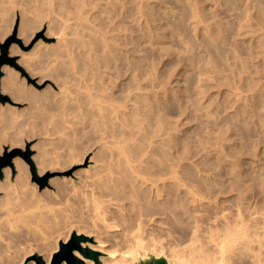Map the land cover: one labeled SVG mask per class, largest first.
<instances>
[{"label":"bare ground","instance_id":"1","mask_svg":"<svg viewBox=\"0 0 264 264\" xmlns=\"http://www.w3.org/2000/svg\"><path fill=\"white\" fill-rule=\"evenodd\" d=\"M42 1L44 2L45 0H41V2ZM47 1L48 0H46V2ZM65 1L68 2V0H65ZM65 1L61 0V2H63L62 4H65V3L67 4V2H65ZM144 1L145 0H136V4H135L136 9H135V8H132V6H130L131 2H129L127 0H75V1L73 0L74 3L75 2L77 3L76 8L74 9L75 11L71 8H70L71 9V11H70L68 7L67 8L65 7L69 3H71V2H69L67 5L65 4V6H61V8L65 7V9L64 8L62 10L60 9V14H59L60 16L57 15L59 17V19L51 14V13L54 14L53 11H55V10L48 9L49 7L47 8L48 10L45 11V13H44L43 9H41V7L43 5L40 4V2H39V4H37V6H39L38 7L39 9H37V7L35 6L36 8L34 10L35 15H36L35 16L36 24H34L35 23L34 22L33 23L34 26H30L32 23L28 19H27L28 20V22H27L24 17H22V18H24L25 20H23L20 17L21 19H20L19 25H18L19 37H23V35H25V36L28 35L27 30L30 27H33L34 29H35V27H36V29H39V28L41 29L45 26V28H46L45 38H48V39H50L52 37L55 38L56 43L60 47H62V50L59 54L60 59H57V61H56L57 64L55 66V67L60 69V71L62 72V75H61V72H59L60 74L56 73V70L54 69V71H55V73H54L53 68H51V67L48 68L50 70L52 69V71H53L51 74H48L51 76V77H49V79H51L53 77V75H52L53 73H54V75L55 74L60 75V76L55 75L57 77L52 78V81H55L56 87L58 85H60L58 87L60 89L62 83H64V82L60 83V81H62V79H59V78H63L65 80L71 79L72 81H70L71 82L70 87H72V82L75 83V81H76L75 84H78V82H79L78 78H80V80L82 79L83 81H85V82H83L81 80V82H80L81 84L86 83L85 85H88L87 87H84L86 89L88 87L92 86L91 83H89L90 80H97L98 84H99V86L98 85L97 86L99 87V92H100L99 94L100 95L97 96L98 93L96 92L97 93L96 96H93L94 98L99 97V103L97 105V110H96V108L94 109V106H90V105H88V103L85 104V103H83L84 101H82L81 105L82 104L88 105V106H90V109L84 105H82V106L84 108L86 107V109H84L80 105L79 106L81 107V109L79 107H75V106H74L75 108H73V106H72V105H74L73 103H72V105L70 103L71 106L70 105L67 106V104H69V103H67V104L65 103L66 107L69 110H70V108H72L75 110V112L71 113V110H70V112H69V110H68V112H67V110H58L57 111V109H56L57 107H58V109H60V107L58 106V105H60V103L57 100L55 102L53 100H51V98H53L56 95V93H53L50 90L51 88L49 87V85H48V87L46 86V88L42 91H37L35 89V86H39L42 84V82L44 81V77H46V76H42V77L34 76L35 74L33 73L32 70H34L35 68L30 67L32 69L31 70L28 69L29 65H28V62L27 63L25 62V60H23V61L26 64L24 62L22 63V61H20L21 63L20 62L17 63L19 65V67L21 68V71L23 70V76H20L21 79L19 78L20 79V80L18 79L19 81H15L16 80L15 77L17 75L16 72H14L16 74L15 75L10 68L9 69L7 68V66L2 67V72H5V76L2 77L1 81H0V84L3 87V89H5L8 93H10L12 96H14V98H16V99L17 98H23L27 102H29L31 105L37 106V108H36L37 110L36 109H35L36 111L34 110L35 112L28 111L30 114H32L34 119L29 118L28 120L27 119L26 120L28 122H30V124H32V122L35 120L34 123L35 122L38 123V124L35 123L36 125L40 124L39 127H42L45 130H46V128L49 127L48 130H50V129L52 130V131H50V132H52L50 137L55 138V136H56V139H49L51 142L46 141V142L50 143V145L55 144L58 146V144L61 143V141L63 142V143H61L62 145H64L65 141L67 143V147L65 146L66 144L62 147L59 144V146L61 148L64 147L63 149L58 148L57 146H56L57 149H53V147L51 146L53 149V150H51L52 152L49 150L44 151V152H38L37 154H35L32 157L31 160H32V162L36 168L37 176L41 177L44 174H46L47 172H54L56 169L63 170L64 168H69L70 166L81 165L83 163L85 164L88 154L91 153L92 156L91 157L89 156L90 158L88 157L89 161H87V162L89 163V165L87 166V168L79 169L73 175V176H75V178L78 179V181H80L81 186L78 185L79 187L76 185V183H74L75 181H73L72 178L66 179V178L62 177L59 179L58 178L57 179L56 178L55 179H49L48 184H49V187L51 186V190L49 188H46L44 191L38 192L37 191V185L29 182V178H28V175L26 173V168H25L24 164L21 162V160H19L18 158L12 159L14 172H13L12 168H10V167H6V168H3L1 170L3 179L0 180V193L2 194L0 197V264H23L25 262V259L28 256L33 255L35 249H37L36 250L37 253L42 256V258H43L42 261L45 262L46 264L49 263L50 259H52L51 258L52 254L57 250L58 238H59V235H58V237L56 235L57 239L53 236L54 232H52V229H53V231H54V229H57V228H58V230H60V226H63L65 224V227L68 228L67 229L68 234H66L67 236H65V237L63 236L64 239L62 242L64 243L69 239L70 233L75 228L74 227L75 224L71 223V221H70V220H73V222H74V220L76 221V219H74V218H78V220H77L78 223L75 222L77 224L76 225L77 227L75 228V233L77 235L83 234L85 236V239L81 240L78 243L77 247L72 251V255H73V257H75L76 259L81 261L82 264H144V263H148V262H152V261H163L165 264H226V263L227 264H246L245 263L246 257H248L250 259L249 264H256V263L258 264L259 261H262L259 259V257L261 254H263L262 252L260 253L261 248L264 249V246L262 245V244H264L263 243V241H264V239H263L264 238V207H262V206L260 207V204L259 205L257 204L258 201L255 202L256 195H254L255 198L249 203H248V201H246V203L243 202V201L247 200V198H245V200H244V197H245L244 194H246L248 191H250L248 189H247L248 191L246 193H245V191H242L244 193L241 194L240 193L241 191L238 188H236V189H238L239 193L238 194L236 193L234 198H233L234 195L231 197H228L229 195L224 196L225 194H228L227 186L226 187L224 186L225 181H221L222 178H220V177L222 176V174L220 176V174H218L216 171V170H218V172H219V170L221 169L220 166H218V167H220V169L215 166L216 163H214L213 161H216V160L213 159L212 162L214 164L212 163V165L209 163L212 167L211 168L209 166V164H207V163L212 159H210L208 157L210 160L208 159V162H207V161H205L206 158L201 157V156L206 155L207 153L199 156L201 153H199V151H197V153L194 151V147L197 148L196 145L193 144L194 145L193 151L190 152L191 150L189 151V149L186 148L187 147L186 145H188V144H186L185 145L186 147L184 148V150L187 149L186 151L190 152L191 154H193V152H194V154L195 153L197 155L199 154L198 155L199 157L197 155H195V156H197L196 159L195 158L192 159L193 157L191 158V154L188 153L190 156V157L189 156L188 157H189V159L191 158L192 161L188 159L190 163L184 164L182 157H184V160H186L185 157L187 158V155H185V153H187V152L184 150L182 152H180V150L178 149L180 146L178 148H176L178 145L177 143L181 142L179 139L181 136L180 137L176 136V134L179 135L177 132L179 130V128H177L178 126L176 127V125H175V122L178 121V120H176L177 117L175 119H174V117H175V115H177L179 113L180 110L179 111L177 110L178 112H176L174 116H173V113H174V111H176L175 110L176 109L175 102L181 103V101H178V102L176 101L174 86H169L170 84L168 85L169 79H167V77L168 78L171 77L173 74V71H174V70L170 71V69H169V66H171L170 62H169L170 64H168L169 66L166 65L167 67H165V69L168 68V70L170 72H172L171 76L167 75V77H165L168 80V82H166V83L169 87H171V91H172L171 92L172 95H171V98H169V100H168V104L167 105L165 104V106H164V103H165L164 100H160L163 103V107L162 106H160L162 108H160L159 106H158L159 108L155 107L156 105H154V103H155V100L156 101L158 100L159 97H157V96L160 94V92L157 91V92H159V94H156V96L154 97L151 95L152 91H151V93L149 91H147L149 85H150V89H151V87L156 89L157 86H161V88H163V91L161 90L160 87H159V89L164 94V92L166 90H164L163 86L166 87L167 85H165V84L163 85L164 80H160V78L165 79V78H162L163 76H165V74L159 73L160 72V67H159L160 65H158V64L160 62H158V64H155L157 62V60H156L155 63L153 62V64H149L145 61L146 60V57H145L146 56L145 55V51H146L145 40H146V38L145 37L146 36H145L144 32H147L149 29L146 31V30H144V27H143L144 14H145L144 13V3L146 4V2H144ZM50 2H51V0L49 1V3ZM53 2H54V0L52 1V3ZM56 2H57V0H56ZM216 2H218V1H216ZM58 3L59 2H57L56 4H58ZM45 4H47V3H45ZM158 4H159V2H158ZM161 4H162V2H161ZM59 5H61V3ZM69 5L72 7L71 4H69ZM151 5H152V3H151ZM156 5H157V2H156ZM12 6H14V5H12ZM54 6H55V4H54ZM201 6H200V8H201ZM73 7H75V5H73ZM86 7L91 8L90 9L91 12H92V10L94 11L95 9L96 10L98 9V11H95V12L96 13L100 12L101 14L103 13V15H105V16L102 17V15L99 13L100 15L97 16L99 21L97 18H95L96 21H94V22H97V21L98 22H97V24L93 22L94 26L96 24V27H94L96 29L90 31L91 28H93V26H91V25L88 26V25L93 20L91 19V17L89 18L90 14L85 12V14H89L88 15L89 19L87 18V21H86L88 23V25H86V26L91 27V28H88L89 30H86L84 28V26L82 25V27L84 28V29L82 28L83 31L80 28L81 30H75L74 32H71V31L69 32L70 27H69V25L66 24L67 20H69V18H70L68 16L73 15L76 18L77 17L79 18L81 16V14L84 13L83 11H85ZM147 7H149V6H147ZM154 7L156 8V6H154ZM169 7H171V6L169 5ZM56 9H57V7H56ZM165 9H166V7H165ZM165 9L163 7V10H165ZM214 9H215V7H214ZM132 10L136 11L137 16H138V21H139V24H138V22H136V24H137L136 26L139 25V28H138L139 33H138V36H137L135 42H134L135 38L133 37V40H132V37H131V34L133 32L131 33L130 31L132 29L129 31L130 28L126 24L127 20L130 18V14L132 15V13H131V12H133ZM174 10H176V9H174ZM174 10H173V12H174ZM2 11H3V9H2ZM72 11H74V12H72ZM219 11H220V9H219ZM250 11H252V9ZM250 11H249V13H250ZM0 12H1V10H0ZM168 12H169V10H168ZM58 13H56V14H58ZM1 14H3V13H1ZM93 14H95V13H93ZM82 15H84V14H82ZM91 15H92V13H91ZM230 15H231V13H230ZM232 15H234V14H232ZM249 16L247 15V17H249ZM253 16H251V17H253ZM165 17H166V15H165ZM231 17L233 18V16H231ZM245 17H244V19H245ZM80 18L83 19V16ZM212 18H214V17L212 16ZM4 19L6 20V18H3L2 20H4ZM79 19L77 20V22L79 21ZM93 19H94V16H93ZM244 19H242V20H244ZM88 20L89 21L91 20V21L88 22ZM253 20H249V21L253 22ZM197 21L198 22H196V23H199V24H196L198 27V25H201L202 21H201V23L199 22V20H197ZM217 21H219V20H217ZM254 21L256 22V20H254ZM212 22H214V21H212ZM243 22L244 21H242V23ZM257 22H259V21H257ZM29 23H30V25H29ZM79 23H80V21H79ZM1 24H2V22H1ZM4 24L7 26V24L5 22H4ZM81 24H82V21H81ZM81 24H78V26L81 27ZM210 24H212V23H210ZM248 24L249 23H247V25ZM205 25H206V23H205ZM240 25H241V23H240ZM259 25H260L261 29L259 28ZM259 25H257V27L260 29V31L263 30L261 27V24H259ZM150 26L151 25L149 24L147 28H150ZM202 26H200V28ZM208 26H211V25H208ZM208 26H206V27L209 30ZM2 27L0 28L1 33H3L2 31H4V28L2 29ZM151 27H153V26H151ZM162 27H164V26H162ZM203 27H205V26H203ZM206 27H205V30H206ZM175 28H176V26H175ZM247 29L249 30V27ZM253 29H254V27H253ZM150 30H152V28ZM28 31H30V30H28ZM254 31H255V29H254ZM256 32H258V31H255L254 33L252 32V33H250V35L251 34L255 35ZM67 34L73 35V38H70V39L67 38ZM135 35H136V33H135ZM135 35H133V36H135ZM146 35H147V33H146ZM242 35L244 36L243 33H242ZM260 35H261V32H260ZM148 36H150V33L148 34ZM148 36H147V40L150 41L151 38L149 37L150 38V40H149ZM26 38H27V36H26ZM227 38H228V41L231 40V37L230 38L227 37ZM250 38H251V36H250ZM246 39H247V37H246ZM248 39H249V37H248ZM256 39H255L254 43L257 44ZM1 41H2V39H0V42ZM252 42H253V40H252ZM40 43H41V41L38 42L37 44H35V48H37L38 44H40ZM227 43H229V42H227ZM248 43H249V41H248ZM232 44H233V41H232ZM10 47H11V53L16 52V49H14V47L12 45ZM12 47H13V50H12ZM147 47H149V46H147ZM236 47H233V48H236ZM167 48H169V47H167ZM199 48H200V46H199ZM257 48H259L258 45H257ZM260 48L262 49L263 47H260ZM149 49H151V48H149ZM196 49L198 50V48H196ZM238 49H240V48H238ZM161 50L162 49H160V52H161ZM263 50H264V48H263ZM134 51H137V52H134ZM147 51H148V49H147ZM151 51H153V49ZM154 51H157V50L155 49ZM164 52H166V51H164ZM198 52H199V50H198ZM257 52H258V50H257ZM16 53H13V54H16ZM135 53L137 56L134 55ZM131 55L134 57H137V59L135 58L136 59L135 60L134 58L131 57ZM255 55H254V57H255ZM257 55H260V54H257ZM151 56H153V55H151ZM154 56H156V55H154ZM165 56L166 55H163L164 58H165ZM260 56H262V55H260ZM130 57L133 60H135V62H130L131 61ZM245 57L246 56H244V58ZM77 58L80 59L81 61L77 60ZM129 58H130V61H127ZM259 58H257V59H259ZM21 59L22 58H20V60ZM124 60H126V62ZM77 61L78 62L80 61L81 63L80 62L78 63ZM153 61H155V60H153ZM260 61H261V59H260ZM100 63H101V65H100ZM262 63H264V61ZM175 64H177V63H175ZM164 66H165V64H164ZM173 66L174 65L172 64L171 67H173ZM179 66H180V64H179ZM161 67H162V65H161ZM262 67H264V65ZM103 68H105V70L107 68V71H105L107 73L102 71ZM163 68L164 67H162V70H163ZM258 69H260V68H258ZM258 69H256V70H258ZM245 71H246V69H245ZM243 72H242V74H244ZM260 72H263V71L260 70ZM101 73H103V74H101ZM164 73L168 74L167 69H166V71H164ZM153 74L155 75L154 76L155 82L153 85H151V83L153 81V79H152ZM159 74L162 75V77H160ZM179 74H177V75H179ZM225 74L227 76L228 72H226ZM235 74H236V72H235ZM197 75H199V74H197ZM202 76H204V75H202ZM226 76L224 78H226ZM237 76H239V75H237ZM150 77H152V78H150ZM230 77H232V75ZM26 78L31 79L32 84L25 85L24 79H26ZM148 78L152 79L151 81L149 79V81L151 82L150 84L147 81ZM234 78H236V77L234 76ZM85 79L86 80L88 79L89 81L87 82ZM166 79H165V81H167ZM226 79H229V78H226ZM206 80H207V78H206ZM165 81H164V83H165ZM230 81H232V80H230ZM255 81H256V78H255ZM258 81L260 82V80H258ZM56 82L60 83V84L57 85ZM214 82H215V78H214ZM214 82H212V83H214ZM220 82H221V80H220ZM228 82H229V80H228ZM215 83H218V79H217V82H215ZM252 83L253 82H251L250 84H252ZM257 83L258 82H256V84ZM263 83L261 85H263ZM64 84H66V83H64ZM81 84H78V85L80 86ZM89 85H91V86H89ZM218 85L215 84L216 87ZM236 85H237V83H236ZM215 86H214V88H216ZM256 86L257 85H255V87ZM76 87H74V88H76ZM220 87H221V84H220ZM249 87H250V85H249ZM79 88H83V87H78V89ZM153 88H152V90H153ZM195 88H197V87H195ZM234 88H236V87L234 86ZM245 88H247V87H245ZM226 89H228V88H226ZM248 89H246V91H249L250 93L254 92V91H250ZM250 89H252V88H250ZM254 89H256V88H254ZM260 89H261V87H260ZM75 90H77V89H75ZM89 90H93V87H91ZM263 90H261V91H263ZM167 91H166V93H167ZM71 92H72V90L69 93L71 94ZM89 92H88V95L91 93V92L90 93ZM177 92H178V90H177ZM92 93L95 95V91H92ZM205 93H203V94H205ZM232 93L237 94V92H232ZM245 93L247 94L248 92H245ZM245 93H244V95H245ZM254 93H256V92H254ZM152 94L154 95L155 93L153 92ZM167 94H169V92ZM252 94H251V96H252ZM230 95H232V94L230 93ZM230 95L228 97H230ZM247 95H246V97H249V95L248 96ZM253 95H255V94H253ZM260 95H262V94H260ZM65 96H68V95H65ZM83 96H84V94H83ZM177 96L179 98V95H176V97ZM196 96H197V94H196ZM235 96H237L238 99L241 97L238 95H235ZM150 97H151V100H150ZM228 97H225V98H228ZM237 97H236V99H237ZM244 97H243V99H244ZM40 98H45V100L42 101ZM220 98H222V97L220 96ZM152 99H154V101ZM163 99H164V97H163ZM252 99H253V96H252ZM49 100L52 101L53 104L50 105V104L45 103V101H49ZM149 100L151 101V103H149ZM244 100H243V102H244ZM152 101H153V105H152ZM250 102H252V101L250 100L249 103ZM43 103H44L45 107L43 106ZM49 103H51V102H49ZM157 103L160 104L161 102L158 101ZM230 103H232V101ZM78 104L76 101V105H78ZM243 104H245V103H243ZM253 104H254V101H253ZM259 104L261 105V103H259ZM263 104H264V102H263ZM39 105H41V107H39L40 110L38 109ZM53 105L56 106V108H54ZM151 105L153 108L154 107L155 108L153 109L151 107ZM178 105H179V103H178ZM182 105H181V108H182ZM210 105H211V103H210ZM210 105H209V107H211L210 109H213L214 106H210ZM216 105L218 108L219 104H216ZM237 105H239V104H237ZM245 105L249 106V104H247V102ZM245 105H243V106H245ZM69 106H70V108H69ZM239 106L235 107V108L239 109ZM241 106H242V104H241ZM251 106L252 105H250V107ZM262 106H263V108H260L261 106L258 107V105H257V108H259V110L263 111L264 105H262ZM91 107L95 111H97V113L94 112L92 115V111H94V110ZM147 107L148 108L151 107L150 109H152V110H149V109L148 110L154 112V114L152 112L146 111ZM222 107L225 108V106H223V105H222ZM226 107H227V105H226ZM188 108H189V106H188ZM6 109L0 107V117H2V118L6 117V113H5ZM87 109H89V110H87ZM91 109H92V111H90ZM223 109H221V110L222 111L226 110V109L225 110H223ZM249 109H251V108H249ZM8 110H7V113L9 111H11L12 114H16L11 109L9 111ZM51 110L52 111L54 110L53 113L54 112H57V113L52 114ZM82 110L83 111L86 110L87 114H88V111L91 112V116L93 118H91L92 121L89 118V122L95 121L94 126H93V134L95 137L92 136L95 140L92 138L93 139L92 143H90V144L88 143L87 145H83L86 143H81L83 146L82 145L80 146V144H78L77 141L83 140V139H79V138L88 137L87 135H89L88 134L89 130L92 129L91 128L92 123H91V125H89V127L86 128L87 125L85 126L86 129H89V130H87L88 133L86 131L84 133L83 130H80L81 132L76 131V132H78L77 134H79V135L82 134V137H80L81 135L77 136V134L75 133V130H76L75 128L78 127V125H75L76 124L75 121H79L81 119V116L84 113H86L85 111L83 112ZM198 110H197L198 115L201 116V114L199 113ZM229 110H231V108L229 109V105H228V109L226 111H229ZM259 110H257V111H259ZM201 111H203V110H201ZM235 111H238V110H235ZM243 111H245L244 108H243ZM246 111H247V109H246ZM254 111H255V108H254ZM184 112H182V113H184ZM191 112H196V111L191 110ZM191 112L189 111V113H191ZM212 112H214V111H212ZM255 112H253V113H255ZM261 112L260 111L257 112V113H259L258 115H261L260 114ZM149 113H150V115L153 114L152 115L153 121L152 120L149 121V119H151V118H148ZM201 113L204 115V113L206 114V111L201 112ZM207 113H209V111ZM216 113H217V110H216ZM240 113H243V112H240ZM240 113H239V117H241ZM247 113H248V111H247ZM9 114L10 113H8L7 115L9 116ZM170 114H172V116ZM180 114H181V111H180ZM195 114H197V113H195ZM212 114L213 113H211V115ZM224 114H226V113H224ZM224 114H223V116H224ZM244 114H246V113H244ZM26 115H29V114H26ZM167 115L169 116L167 118H170V119L172 118L174 121L175 120L176 121L172 122V120L169 119L171 121L170 122L167 119L168 122L166 123V121H167L166 116ZM248 115H250V114H248ZM32 116L30 115L28 117H32ZM84 116H87V115H84ZM195 116L197 117V115H195ZM195 116L192 115V117H195ZM213 116H214V114H213ZM220 116H222L221 113H220ZM244 116H246V115H243V117H241V118H244ZM250 116H249V118L246 116V118H248V121L252 120L251 122H253L254 119H250L251 118ZM254 116H255V114H254ZM28 117L26 116V118H28ZM78 117L80 118L79 120H77ZM230 117H232V116H230ZM239 117L237 116V118H239ZM260 117H262V116H260ZM35 118H38L39 120L35 119ZM198 118H196V119H198ZM207 118H208V116H207ZM207 118H204L203 120H206ZM209 118H208V120L212 121L211 119L213 117H209ZM218 118H219V116H218ZM220 118H222V117H220ZM225 118H229V117L226 116ZM82 119H84V121L85 120L87 121L86 117L83 118V116H82ZM82 119H81V123H80V121L78 123H80V124L84 123V121ZM193 119H191V120H193ZM217 119H215V121ZM229 119H226V120H229ZM30 120H33V121L31 122ZM185 120H187V119H185ZM232 120H231V122L227 121L226 123L227 124H228V122L232 123L233 122ZM258 120H259V117H258ZM194 121H193V123H194ZM201 121L202 120L200 119V122ZM210 121H206V122L212 124L213 121L212 122H210ZM224 121H225V119H224ZM244 121H245V119H244ZM254 121H256V120H254ZM12 122H14V121L10 120L9 124H11ZM24 122H26V121H24ZM28 122H26V124L25 123H22V124L19 123V125L24 124V126H26L27 124H29ZM147 122H150L149 123L150 128L148 127V125H146ZM188 122H191L190 119ZM198 122H199V120H198ZM216 122H219V121L217 120ZM86 123L89 124L88 121ZM205 123H204V125H205ZM221 123L222 122H220V124ZM223 123L225 124V122H223ZM247 123L248 122H245L246 125L245 124L244 125L247 126L248 125ZM260 123H262V122H259V124ZM30 124L27 125V126H29V127H27V129L29 131L32 128L33 129L37 128L36 126L32 127V125H30ZM177 124H179V123L177 122ZM199 124H198V126H199ZM210 124H208V125H210ZM19 125H18V127H19ZM44 125H47V126H45L46 128L44 127ZM82 125H80L79 127H81V128L84 127L85 123L83 126ZM201 125H203L202 122H201ZM241 125L239 127H241V129H242L243 127ZM249 125H251V123ZM211 126L212 127H210V128H209V126L206 128H209L210 131L212 130L211 128H214L213 132L214 131L216 132L220 128V126L218 127V125L213 126V124H212ZM225 126L228 127V125H226V124H225ZM225 126L223 128H225ZM231 126H230V128H227V129L228 130L231 129ZM253 126H255V125H253ZM20 127L22 128V126H20ZM236 127H237V125H236ZM239 127H237V129H239ZM259 127L260 126H258V129H260ZM215 128H218V129L215 130ZM235 128H233V129H235ZM254 128H257V127H254ZM1 129L2 128H0V144L1 145L3 144V146H0V152L3 150V148H6V146H8V151H10L14 148L13 146H15L16 144L17 145L19 144L20 139L17 140V138H15L14 137L15 135H13V134H11V135H13V137L10 136V134H8V135L5 134L2 131L3 129L2 130ZM24 129L27 130L26 127ZM64 129H65V131H64ZM175 129H178V130L176 131ZM195 129H197V128H195ZM209 129H207V130L209 131ZM18 130H19V128H18ZM41 130L42 129L38 130L37 134ZM45 130L43 133H45ZM77 130H79V129H77ZM219 130H218V133H215V134L219 138V140H221V142H219V143H224L222 141L223 138L220 139L221 138L220 136H222V134L221 133H220L221 135L219 134ZM224 130H223V132H224ZM228 130L225 131V133H227ZM245 130H247L246 127H245ZM245 130H244V132H245ZM252 130H253V127H252ZM20 131H22V130H20ZM31 131L34 132L33 130H31ZM42 131L39 133V135L42 133ZM197 131H199V130H197ZM240 131H243V129ZM258 131H262V129L258 130ZM46 132L48 135H50L49 131L46 130ZM66 132L68 134H66ZM220 132H222V129L220 130ZM233 132H236V130ZM23 133H25V131ZM90 133H92V130ZM209 133L212 134V131ZM256 133H257V131H256ZM45 134H43L42 137L43 136L46 137L47 134L46 135ZM230 134H232V133H230ZM257 134H259V133H257ZM66 135H69L68 136L69 139ZM91 135L92 134L89 135V138H86L87 141L85 140V142H88V139H90ZM259 135H262V134H259ZM259 135H256V139L254 138L255 140H257V142H258V139H261V138H257ZM224 136H225V134L222 137H224ZM232 136H233V139H235L234 135H232ZM176 137H178L177 139H179V141L177 143H176V141H177ZM207 137L208 136H206L205 138H207ZM209 137H208V140H209ZM227 137H229V136H227ZM239 137H241V136H239ZM47 138H49V136H47ZM231 138H230L231 142H229L230 145L232 143ZM243 138H242V140H243ZM246 138H248V136ZM44 139L42 141H44ZM92 139H90V140H92ZM216 139H214L215 142L217 141ZM236 139L238 141V139H240V138H236ZM90 140H89V142H90ZM188 140L193 141V138L188 139ZM198 140H199V138H198ZM205 140L204 141L200 140V141H202V145L205 144L204 143ZM208 140H207V142H208ZM214 140H212V141L214 142ZM218 141H217V143H218ZM224 141L226 142V139H224ZM245 141L247 142V144L249 143V140L248 141L245 140ZM80 142H82V141H79V143ZM215 142H214V144H215ZM227 142H226V144H227ZM191 143H193V142H191ZM219 143H218V145H219ZM252 143L253 142L251 141L250 145ZM211 144H212V142H210V145ZM55 145H54V147H55ZM94 145H96L97 147ZM198 145L200 146V144H198ZM206 145L207 144H205V146ZM218 145H213V146H215L217 149V147L220 148L219 147L220 145L219 146ZM227 145H225V146H227ZM236 145H238V144H236ZM236 145H234V146H236ZM190 146L191 145L189 144V148H190ZM209 146L207 145V148ZM222 146H224V145L222 144ZM225 146L223 149L227 150V148L225 149ZM247 146H249V145H247ZM202 147L200 146L201 151H204L203 153H205V150H207V149L205 147V150H204ZM211 147H212V145H211ZM211 147L209 148L210 150L212 149ZM232 147H233V145H232ZM95 148H97V150H95ZM249 148H251V147H249ZM58 149H60V150H58ZM177 149H178L179 153H177L178 152ZM213 149H214V147H213ZM210 150H209V152H210L209 154H211V153L215 154V152H212V150L211 151ZM240 150H242V149H240ZM242 151H244V150H242ZM242 151H239V152L242 153ZM255 152H254V154H255ZM181 153H183L185 156L183 154L181 155ZM223 153H225V152H223ZM244 154H245V152H244ZM254 154H252L253 158H250V159H252V160L254 158L256 159V156ZM224 155H226V154H224ZM238 155H239V153L236 156H238ZM249 155L251 156V154H249V152H248V156ZM211 156H213V155H211ZM220 156H222V158H224L223 155L220 154ZM241 156L242 155L240 154V158H241ZM213 157L217 158L218 156L217 157L213 156ZM232 157H235V155L233 154ZM218 158H217V160H218ZM228 158L231 159L230 157H228ZM224 159H223V161L221 160L220 163L224 162ZM233 159H235V158H233ZM188 160H186V161H188ZM227 160L228 159H226L225 161H227ZM235 160H234V162H235ZM241 160L242 159L238 160V162L240 163ZM252 160H251V162H252ZM257 161H258V158H257ZM220 163L218 162L216 165H220ZM225 163L227 164L228 162H225ZM225 163H223V164H225ZM249 163H250V161H249ZM231 165H233V164H231ZM234 167H232V168H234ZM237 167H238V163H237ZM227 168H228V166H227ZM239 169L241 170L242 168H239ZM237 170L235 171V168H234L235 172H233L232 174L231 173H228V174H230V176L232 175V177L235 179L240 178V175L242 173H240V171H237ZM224 171H226V169ZM224 171H223V175H224ZM244 172H245V170H244ZM225 176L229 177V175H225ZM242 176H244V175H242ZM226 180H228V178ZM238 180L239 179H236L235 181L237 183L238 182L240 183V180L239 181ZM244 181H243V183H244ZM230 182H232V180ZM261 184H263V183L261 182ZM232 185H233V183H232ZM232 185L230 188L235 187V186L232 187ZM245 188H246V185H245ZM233 190H235V189H233ZM253 191L254 190H252V192ZM260 193L261 194L264 193V188H263V192H261V190H260ZM250 194H253V193H250ZM262 197L264 198V196H262ZM59 199H61L60 201L64 200L61 203L60 202H58V203H60L61 205L63 203V205L67 209L66 210L67 212L65 211V207H63V205L61 206L58 204L59 207L56 205H55L56 207L53 206L54 205L53 201L59 200ZM205 199L213 200L214 201V203H213L214 209L216 207V209L219 212H217V210H216V212H214V210L212 211L213 207L212 208L210 207V210L214 213L215 216L212 215L213 214L212 213L211 215H206V217L204 218L205 220H202L201 213L203 212L205 214V212H204L205 210H203V208H201V206L204 205V203L208 202V201H205L202 204V200H205ZM219 199H223V201L218 202L217 205H215L216 200H219ZM50 201H52L51 203H53V205H51V204L48 205V203ZM213 201H211V202H213ZM211 202H208V204ZM225 202L227 203V205H229L227 211L225 210L226 206L225 207L222 206V204H224ZM208 204H205V207ZM263 204H261V205H263ZM50 206L55 207L56 208V209H54L55 211H57V210L59 211V208L61 209V207H63L62 210L65 211V213L63 212L65 214V216L63 213L58 212V213L63 215V216H61L62 219H60V217H59L60 214H57V215H59L58 219H60L61 221H58V222L56 221V223L48 222L49 217H48V215L46 216V214H50V212L45 214V212H46L45 208H47V212H48V210H49L48 208ZM209 206H210V204H209ZM199 207L203 211L201 210L202 212L200 213V215L197 216V212L200 210ZM51 208L49 211H51ZM232 208L234 210H232ZM43 210H45V212ZM62 210H60V211H62ZM76 211H77V215H76ZM74 213H75V215H74ZM78 213H79V215H78ZM204 214H203V216H204ZM52 215H56V214L51 213L49 215V216H51L50 218L52 219L50 221H53V218L57 219V218H55V216L53 217ZM46 217L48 218L47 219L48 221L46 220ZM63 219L65 220L64 221L65 223L62 222ZM201 221L202 222L204 221V223L206 224V227L208 229H207V231H204V232L209 233L208 235L206 233H203L202 228L204 226H202V225H201L202 227L200 229V230H202V232H201L202 234L200 235L199 223L203 224V223H201ZM61 222L63 224L59 225V223H61ZM209 222H212V224H210ZM20 223H22V225H21L22 227L20 226L21 229L18 226ZM78 224H82L79 226V227L82 226V228H79ZM207 224L209 226H211V225H213V226L210 228V227H208ZM179 225L182 226L181 230H183V228H185L184 232L181 231V233L183 232V234H184L186 229H187L191 233V234H189V236L187 235L188 233H186V235L188 237H190V235H192L191 236L192 239H194V238L198 239V241L197 240H191V237H190L191 242L196 241L197 244L200 242V244H198V248L196 247L197 251L195 252L196 249L193 250L197 244L195 246L193 245L192 250H190V253L192 251H193V253H191L189 256L187 255V254H189V252L186 253L185 256H187V257H181L176 252L172 251V250H174L173 248L175 246V244H174L175 241L174 242L171 241L174 244L173 246L171 245L172 246V249H171L170 248L171 247L170 246V244H171L170 240L171 239L167 238V237H172L171 236L172 233H174V231H176V230L177 231L179 230L178 229ZM44 228H45V230H43ZM65 230L63 229V231H65ZM58 232H61V231H58ZM58 232H57V234H60ZM178 232H180V231H178ZM62 234H63V232H61L60 236ZM183 234H181V235H183ZM260 234H262L260 237L263 236L262 240L259 237ZM63 235H65V234H63ZM202 235H204V236L207 235V236L203 237V239H202ZM21 236L24 237L25 240H28V241L24 242V240H23L24 238L22 239ZM187 236H185V235L182 236V239L184 237H187ZM197 236L198 237L201 236V238H198ZM18 238H20V240H22V242H24V243L22 244L21 241L19 242ZM166 238L168 240L169 239L170 240L168 241ZM30 239L33 242H35V244L33 243L34 246L32 244H30L31 243V242H29ZM200 239H202V240L200 241ZM165 240H166V242L169 243L168 244L169 247L166 245L167 244L166 242H165L166 244L163 243ZM184 240H187V239L184 238ZM190 240L188 238L189 242H190ZM260 240L262 243H259ZM191 242H190V244H191ZM195 243H192V244H195ZM182 244L183 243H181V245ZM239 244H241V245H239ZM235 246H238V247L236 248ZM240 248H241V250H240ZM187 249H190V248L187 247ZM236 249H239V250L236 251ZM85 250L95 252L99 256L87 258L84 255ZM181 252L184 253V250ZM229 255H231V256H229ZM233 257L235 258V260H233L234 259ZM261 257H262V255H261ZM38 258L42 259L41 257L34 255L33 259L30 260L29 263H27V264H36L38 262ZM240 261H241V263H240ZM263 262H264V259H263ZM61 264H66V263L62 262Z\"/></svg>","mask_w":264,"mask_h":264},{"label":"rangeland","instance_id":"2","mask_svg":"<svg viewBox=\"0 0 264 264\" xmlns=\"http://www.w3.org/2000/svg\"><path fill=\"white\" fill-rule=\"evenodd\" d=\"M49 1L50 0H48L47 2H46V0L44 1L45 3H47V4H45L43 1L41 2V0H0V10H1V12H0V21L3 19V18H6V20L4 19V20H2L1 22H2V24H1V22H0V26L2 27V29L4 28V31H2L3 33H1L0 32V39H2V41L1 42H3V40L4 39H6V38H9V37H11L12 36V32H13V29H14V26H15V23L17 22V29H16V38L20 41V45H18V44H16V43H12L11 45L14 47V49H16V52H12L11 53V47L9 48V50H8V56H10L11 58H13L14 59V65H7V64H5V65H3V66H7V68L9 69H11L12 70V72L14 73V72H16V77H15V81H19L20 79H21V77L20 76H23V70L21 71V68L19 67V65L17 64L18 62H20V61H22V63L24 62L23 60H25V62L27 63L28 62V69H32V68H30V67H34L35 69L34 70H32L33 71V73L35 74L34 76H36V77H42V76H46V77H44V81L42 82V84L41 85H39V86H35V89L37 90V91H42V90H44L45 88H46V86L48 87V85H49V87L51 88L50 90L53 92V93H56V95L53 97V98H51V100H53L54 102L57 100L59 103H60V105H58L59 107H60V109H58V107L56 108V106H54V108H56L57 109V111L58 110H67V112H68V108L66 107V105H65V103L67 104V103H69V104H67V106L68 105H70V103H71V105H72V103L74 104V105H72L73 106V108H75V107H79L80 109H81V107L80 106H82V105H84V104H82L81 105V102L82 101H84L83 103H85V104H87L88 103V105H90V106H94V109L96 108V110H97V105H98V103H99V97H97V98H94L93 96H96V94H97V96L98 95H100L99 93V84H98V81L97 80H86L87 82L89 81V83H91V85H89V86H91V87H93V90H89L91 87H88L87 89L86 88H84V87H87L88 85H85L86 83H84V84H81L80 82H81V80H80V78H78V80H79V82H78V84H81L80 86L78 85V84H75L76 83V81H75V83L74 82H72V87H70L71 85V82L70 81H72L71 79H63V78H59V79H62V81H60V83L61 82H64V83H66V84H64V83H62V85H61V87H60V89L58 88L60 85H58V84H60V83H57V87L55 86L56 84H55V81H52V78H54V77H57L60 73L59 72H61L60 71V69L59 68H57V67H55L56 66V61H57V59H60V57H59V54H60V52H61V50H62V47H60L57 43H56V39L55 38H50V39H48V38H45V33H46V28H45V26L43 27V28H39V29H36V27H35V29L33 28V27H28L29 29L28 30H30V31H28L27 30V34L28 35H26L27 36V38H26V36L25 35H23V37H19V35H18V25H19V21H20V19L22 18V17H24L25 19H26V21L28 22V20L32 23L31 25H30V23H29V25L30 26H34V24H36V19H35V12H34V10H35V8L37 7V9H39L38 7L39 6H37V4H39V2H40V4H42L43 6L41 7V9H43V11H44V13H45V11H47L48 9H51V10H55V11H53L54 12V14L53 13H51L53 16H55L56 18H58L59 19V17L58 16H60L59 14H60V9L62 10L63 8L65 9V7L67 8H69V10L71 11V9H75L76 8V2L74 3L73 2V0H68V2L67 1H65V0H62V1H65V2H67V4L69 3V2H71V3H69V4H71L72 5V7L68 4H66L65 2V4L67 5V6H65V4H62L63 2H61V0H57V2H59L58 4H56L57 2H56V0H54V2L52 3V1L53 0H51V2L49 3ZM75 1V0H74ZM127 1H129V2H131V4H130V6H132V8H135L136 9V0L134 1V0H127ZM210 1V2H209ZM216 1H218V2H216ZM254 0H145L144 2H146V4L144 3V22H143V27H144V30H148L147 32H144L145 33V38H146V40H145V49H146V51H147V49H148V51L146 52L145 51V57H146V62L147 63H149V64H153V62L155 63L156 62V60H157V62L155 63V64H158V62H160L158 65H160L159 67H160V72L159 73H162V74H165V76H163L162 77V75H160L159 74V76L160 77H162V78H165V77H167V75H169V76H171V73L172 72H170V71H172V70H174L173 71V74H172V76L171 77H167V79H169V82H168V80L167 81H165V79H161L160 78V80H164L165 81V83H164V81H163V85L165 84V85H167V83L166 82H168V85L169 86H174V92H175V98H176V101L178 102V101H181V103L180 102H178L179 103V105H178V103H176L175 102V105H176V111H174V113H173V116L175 115V113L176 112H178L179 110L181 111V114H180V111H179V113L177 114V115H175V117H174V119L177 117V119L176 120H178V121H174L172 118L170 119V118H167V117H169L168 115L166 116V120L168 119H170V120H172V122H175V125H176V127L177 128H179V130L178 129H175L177 132H178V134L179 135H177L176 133V136H178V137H180L179 139H180V141L181 142H178L179 141V139H177L178 137H176V139H177V141H176V143L178 144L177 145V147L176 148H178L179 146V150H180V152H182L183 150H184V148L186 147L187 149H189V151L190 152H192L193 151V147H194V145H196L197 146V148L196 147H194V151L197 153V151H199V153H201L199 156H201L202 154L204 155V154H206V155H204V156H201V157H204V158H206L205 159V161H207L208 162V159L210 158V159H212V160H210L207 164H211L212 165V163L214 162V163H220V161L222 160L223 161V159H224V162H222V163H220V165H216L215 164V166L216 167H218V166H220L221 167V169H220V167H218L220 170H219V172H218V170H216L217 171V173L218 174H220V176H221V174H222V176L220 177V178H222L221 179V181H225V183H224V186L226 187L227 186V191H228V194H225L224 196H226V195H229L228 197H231V196H233V198L235 197V194L237 193H239L238 192V189L241 191L240 193L241 194H243L244 192H242V191H245V193L248 191V190H250V191H248L246 194H244V200H245V198H247V200H245V201H243L244 203H246V201H248V203L249 202H251L254 198H255V196L254 195H256V198H255V202H257L258 201V205L260 204V207L262 206V207H264L263 205V203H264V198L262 197V196H264V193L263 194H261L260 193V190H261V192H263V188H264V110L262 111V110H259V108H257V105H258V107L259 106H261L260 108H263V106L262 105H264L263 104V102H264V67H262L263 65H264V63H262L263 61H264V50H263V48H264V0H255L254 2H253ZM11 4H10V3ZM149 2V3H148ZM156 2H157V5H156ZM158 2H159V4H158ZM161 2H162V4H161ZM166 2V3H165ZM44 3V4H43ZM61 3V5H59ZM151 3H152V5H151ZM169 3V4H168ZM194 3V4H193ZM197 3V4H196ZM217 3V4H216ZM219 3V4H218ZM50 4V5H49ZM54 4H55V6H54ZM148 4V5H147ZM150 4V5H149ZM203 4V5H202ZM12 5H14V6H12ZM49 5V6H48ZM53 5V6H52ZM73 5H75V7H73ZM159 5V6H158ZM169 5L171 6V7H169ZM203 7H202V6ZM253 5V6H252ZM36 6V7H35ZM51 6V7H50ZM59 6V7H58ZM61 6H65V7H63V8H61ZM147 6H149V7H147ZM153 8H151V7ZM154 6H156V8L154 7ZM200 6H201V8H200ZM4 7V8H3ZM49 7V8H48ZM53 7V8H52ZM56 7H57V9H56ZM163 7H164V9H165V7H166V9L165 10H163ZM214 7H215V9H214ZM235 7V8H234ZM48 8V9H47ZM59 8V9H58ZM71 8V9H70ZM151 10H150V9ZM161 8V9H160ZM222 8V9H221ZM2 9H3V11H2ZM91 8H88V7H86L85 8V11H83L84 13H82V14H84V15H82L81 14V16L80 17H82L83 16V19L82 18H78L79 19V21H80V23H79V21L77 22V18L75 17V16H73V15H69L68 17H70L69 18V20H67V25H69V32L71 31V32H74L75 30H81L83 27H82V25L84 26V28L86 29V30H89L88 28H91V27H88V26H93V28H91V30L90 31H92V30H94V29H96V28H94V27H96V24H97V22L99 21V19H98V15H100L101 13L100 12H95V11H98V9L96 10H92V12H91V10H90ZM174 9H176V10H174ZM219 9H220V11H219ZM252 9V11H250ZM59 10V11H58ZM89 10V11H88ZM150 10V11H149ZM168 10H169V12H168ZM173 10H174V12H173ZM213 10V11H212ZM5 11V12H4ZM59 13H58V12ZM75 11V10H74ZM74 11H72V12H74ZM133 12H131L132 13V15L130 14V18L127 20V25L129 26V31L132 33L131 34V37H132V40H133V37L135 38L134 39V42H135V40H136V38H137V36H138V33H139V31H138V28H139V25L138 26H136L137 24H136V22H138V24H139V21H138V16H137V13H136V11L135 10H132ZM195 11V12H194ZM219 11V12H218ZM231 11V12H230ZM237 11V12H236ZM249 11H250V13H249ZM42 12V11H41ZM71 12V13H72ZM85 12L86 13H89V14H85ZM168 12V13H167ZM177 12V13H176ZM222 12V13H221ZM233 12V13H232ZM236 12V13H235ZM239 12V13H238ZM1 13H3V14H1ZM56 13H58V14H56ZM91 13H92V15H91ZM93 13H95V14H93ZM100 13V14H99ZM149 15H148V14ZM152 13V14H151ZM163 13V14H162ZM197 13V14H196ZM201 13V14H200ZM230 13H231V15H230ZM246 13V14H245ZM43 14V13H42ZM97 14V15H96ZM155 16H154V15ZM159 16H158V15ZM179 14V15H178ZM196 14V15H195ZM211 14V15H210ZM232 14H234V15H232ZM262 14V15H261ZM58 15V16H57ZM88 15H89V18L91 17V19L93 20V21H89L88 20V22H90V24L88 25V23L86 22L87 21V18H88ZM102 15V17H104L105 15H103V13L101 14ZM120 15V14H119ZM153 17H152V16ZM165 15H166V17H165ZM247 15L250 17H247ZM254 15V16H253ZM93 16H94V19L95 18H97L98 19V21L97 22H94V21H96V19L94 20L93 19ZM134 16V17H133ZM158 16V17H157ZM179 16V17H178ZM209 16V17H208ZM212 16L214 17V18H212ZM216 16V17H215ZM231 16H233V18L231 17ZM246 16V17H245ZM251 16H253V17H251ZM3 17V18H2ZM21 17V18H20ZM157 17V18H156ZM197 17V18H196ZM211 17V18H210ZM244 17H245V19H244ZM24 18H22L23 20H25ZM88 18V19H89ZM134 18V19H133ZM154 18V19H153ZM161 18V19H160ZM217 18V19H216ZM232 18V19H231ZM28 19V20H27ZM77 19V20H76ZM152 19V20H151ZM175 19V20H174ZM242 19H244V20H242ZM256 20V22L254 21V20ZM157 20V21H156ZM169 20V21H168ZM197 20H199V22L201 23V21H202V23L204 24H202L201 23V25H198V27H197V25L196 24H199V23H196V22H198ZM217 20H219V21H217ZM231 20V21H230ZM249 20H253V22L252 21H249ZM33 21V22H32ZM81 21H82V24H81ZM146 21V22H145ZM166 21V22H165ZM192 21V22H191ZM210 21V22H209ZM212 21H214V22H212ZM224 21V22H223ZM241 21V22H240ZM242 21H244L243 23H242ZM247 21V22H246ZM249 21V22H248ZM257 21H259V22H257ZM4 22L7 24V26L4 24ZM35 22V23H34ZM86 22V23H85ZM96 23L95 24V26H94V23ZM151 25V26H153V27H151L150 26V28H147L148 27V23ZM162 22V23H161ZM194 22V23H193ZM230 22V23H229ZM256 24H255V23ZM34 23V24H33ZM148 25H147V24ZM177 23V24H176ZM205 23H206V25H205ZM210 23H212V24H210ZM240 23H241V25H240ZM246 23V24H245ZM247 23H249L248 25H247ZM78 24H81V27L80 26H78ZM132 24V25H131ZM135 24V25H134ZM168 24V25H167ZM171 24V25H170ZM215 24V25H214ZM218 24V25H217ZM226 24V25H225ZM259 24H261V27H262V29L263 30H261L260 31V25ZM86 25H88V26H86ZM164 26V27H162V26ZM166 25V26H165ZM196 25V26H195ZM208 26V25H211V26H208V28H209V30L207 29V27H206V30H205V27H203V26ZM220 25V26H219ZM244 27H243V26ZM252 27H251V26ZM257 25H259V28L257 27ZM263 25V26H262ZM171 29H169L168 27ZM173 26V27H172ZM175 26H176V28H175ZM178 26V27H177ZM200 26H202L201 28H200ZM217 28H216V27ZM246 26V27H245ZM0 27V28H1ZM6 27V28H5ZM211 27V28H210ZM239 27V28H238ZM249 27V30L247 29ZM253 27H254V29H255V31H258V32H256V34L254 35V34H251L250 35V33H254L255 31H254V29H253ZM79 28V29H78ZM81 28V29H80ZM83 28V29H84ZM152 28V30H150ZM155 30H154V29ZM196 28V29H195ZM221 28V29H220ZM83 29H82V31H83ZM184 29V30H183ZM245 29V30H244ZM169 30V31H168ZM178 32H177V31ZM181 30V31H180ZM196 30V31H195ZM237 30V31H236ZM243 30V31H242ZM247 30V31H246ZM251 30V31H250ZM0 31H1V29H0ZM85 31V30H84ZM152 31V32H151ZM158 31V32H157ZM160 31V32H159ZM210 31V32H209ZM241 31V32H240ZM250 31V32H249ZM155 34H154V33ZM260 32H261V35H260ZM263 32V33H262ZM135 33H136V35H135ZM146 33H147V35H146ZM150 33V36H148V34ZM153 33V34H152ZM159 33V34H158ZM170 33V34H169ZM178 33V34H177ZM225 33V34H224ZM240 33V34H239ZM242 33L244 34V36L242 35ZM26 34V33H25ZM30 34V35H29ZM161 34V35H160ZM133 35H135V36H133ZM156 35V36H155ZM159 35V36H158ZM174 35V36H173ZM180 35V36H179ZM237 35V36H236ZM30 36V37H29ZM147 36H148V39L150 40V38H151V40L150 41H148L147 40ZM184 36V37H183ZM190 36V37H189ZM222 36V37H221ZM234 36V37H233ZM240 36V37H239ZM243 36V37H242ZM250 36H251V38H250ZM29 37V38H28ZM150 37V38H149ZM227 37H231V40L230 41H228V38ZM246 37H247V39H246ZM248 37H249V39H248ZM254 37V38H253ZM258 37V38H257ZM67 38H73V35H70V34H67ZM153 38V39H152ZM158 38V39H157ZM160 38V39H159ZM164 38V39H163ZM187 38V39H186ZM191 40H190V39ZM227 38V39H226ZM240 38V39H239ZM257 38V39H256ZM261 38V39H260ZM157 39V40H156ZM255 39H256V42H257V44L256 43H254V41H255ZM25 40V41H24ZM163 40V41H162ZM243 42H242V41ZM252 40H253V42H252ZM259 40V41H258ZM41 41V43L40 44H38V46H37V48H35V44H37L38 42H40ZM152 41V42H151ZM232 41H233V44H232ZM248 41H249V43H248ZM191 42V43H190ZM200 42V43H199ZM218 42V43H217ZM227 42H229V43H227ZM195 43V44H194ZM231 43V44H230ZM154 44V45H153ZM163 44V45H162ZM235 44V45H234ZM244 44V45H243ZM257 45H258V47L259 48H257ZM263 45V46H262ZM147 46H149V47H147ZM199 46H200V48H199ZM237 46V47H236ZM13 47H12V50H13ZM167 47H169V48H167ZM175 47V48H174ZM189 47V48H188ZM233 47H236V48H233ZM260 47H263L262 49L260 48ZM149 48H151V49H149ZM196 48H198V50H199V52H198V50L196 49ZM238 48H240V49H238ZM153 49V51H151ZM157 50V51H154V50ZM160 49H162L161 50V52H160ZM164 49V50H163ZM169 49V50H168ZM171 49V50H170ZM203 49V50H202ZM236 49V50H235ZM244 49V50H243ZM254 51H253V50ZM260 49V50H259ZM133 50V49H132ZM150 50V51H149ZM243 50V51H242ZM257 50H258V52H257ZM159 51V52H158ZM164 51H166V52H164ZM134 52H137V51H134ZM163 52V53H162ZM174 52V53H173ZM13 53H16V54H13ZM150 55H149V54ZM154 53V54H153ZM158 53V54H157ZM167 53V54H166ZM202 55H201V54ZM207 53V54H206ZM244 55H243V54ZM263 53V54H262ZM237 54V55H236ZM243 56H242V55ZM246 54V55H245ZM250 54V55H249ZM257 54H260V55H262V56H260V55H256ZM135 56H137L136 55V53L134 54ZM151 55H153V56H151ZM154 55H156V56H154ZM163 55H166L165 56V58L163 57ZM172 55V56H171ZM253 55V56H252ZM254 55H255V57H254ZM185 56V57H184ZM240 56V57H239ZM244 56H246L245 58H244ZM131 57L132 58H136L137 59V57H134V56H132L131 55ZM130 57V58H131ZM157 59H156V58ZM163 57V58H162ZM171 59H170V58ZM239 57V58H238ZM242 57V58H241ZM260 57V58H259ZM20 58H22L21 60H20ZM130 58L127 60V61H130ZM131 58V61L130 62H135V60H133ZM155 58V59H154ZM180 58V59H179ZM205 58V59H204ZM233 58V59H232ZM251 58V59H250ZM257 58H259V59H257ZM163 59V60H162ZM168 59V60H167ZM246 59V60H245ZM260 59H261V61H260ZM27 60V61H26ZM77 60H80V59H78L77 58ZM153 60H155V61H153ZM170 60V61H169ZM180 62H179V61ZM186 60V61H185ZM204 60V61H203ZM81 61V60H80ZM79 61V62H80ZM125 62H126V60H124ZM184 61V62H183ZM226 61V62H225ZM233 61V62H232ZM24 62V63H25ZM78 62V61H77ZM78 62V63H79ZM171 64H170V63ZM183 62V63H182ZM257 62V63H256ZM21 63V62H20ZM19 63V64H20ZM25 63V64H26ZM81 63V62H80ZM175 63H177V64H175ZM211 63V64H210ZM164 64H165V66H164ZM168 64H170L171 66H172V64L175 66H173V67H171V66H169ZM179 64H180V66H179ZM184 66H183V65ZM193 64V65H192ZM228 64V65H227ZM234 64V65H233ZM22 65V64H21ZM34 65V66H33ZM100 65H101V63H100ZM161 65H162V67H164L163 68V70H162V67H161ZM169 66V69H170V71L168 70V68H166L167 69V72H168V74L167 73H164V71H166V69H165V67H167V66ZM262 65V66H261ZM2 66V67H3ZM27 66V65H26ZM208 66V67H207ZM214 66V67H213ZM235 66V67H234ZM49 67H51V68H53V71H54V69L56 70V73H59L58 75L57 74H55V75H57V76H55L54 75V73H55V71H54V73L52 74L53 75V77L51 78V79H49V77H51L50 75H48V74H51L53 71H52V69L50 70V69H48ZM172 69H171V68ZM207 67V68H206ZM229 67V68H228ZM245 67V68H244ZM200 70H199V69ZM213 68V69H212ZM235 68V69H234ZM258 68H260V69H258ZM198 69V70H197ZM237 69V70H236ZM245 69H246V71H245ZM256 69H258V70H256ZM2 70V69H1ZM50 70V71H49ZM162 70V71H161ZM178 70V71H177ZM260 70L261 71H263V72H260ZM58 71V72H57ZM102 71H107V68H106V70H105V68H103L102 69ZM101 71V72H102ZM192 71V72H191ZM244 71V72H243ZM224 72V73H223ZM226 72H228V74H227V76H226ZM235 72H236V74H235ZM242 72L244 73V74H242ZM260 72V73H259ZM3 73V76L2 77H4L5 76V72H2ZM19 73V74H18ZM105 73H107V72H105ZM175 73V74H174ZM180 73V74H179ZM205 73V74H204ZM224 75H223V74ZM101 74H103V73H101ZM156 74V73H155ZM158 74V73H157ZM177 74H179V75H177ZM197 74H199V75H197ZM204 75V76H202V75ZM248 74V75H247ZM25 75V74H24ZM61 75H62V72H61ZM186 75V76H185ZM201 75V76H200ZM232 75V77H230ZM237 75H239V76H237ZM244 75V76H243ZM253 75V76H252ZM256 75V76H255ZM60 76V75H59ZM151 76V75H150ZM155 75L153 74V78L152 77H150V78H152L153 79V81H152V83L150 82L152 79H150V78H148L147 79V81L149 82V84L151 83V85H153L154 84V82H155V80H154V77ZM158 76V75H157ZM176 76V77H175ZM200 76V77H199ZM207 76V77H206ZM226 76V78H229V79H226V78H224ZM234 76L236 77V78H234ZM174 77V78H173ZM179 77V78H178ZM198 77V78H197ZM218 77V78H217ZM239 77V78H238ZM256 78V81H255V78ZM263 77V78H262ZM20 78V79H19ZM196 78V79H195ZM200 78V79H199ZM202 78V79H201ZM206 78H207V80H206ZM213 78V79H212ZM214 78H215V82H217V79H218V83H215L214 82ZM19 79V80H18ZM84 79V78H83ZM149 79H150V81H149ZM174 79V80H173ZM221 80V82L223 83H221L220 82V80ZM74 80V79H73ZM77 80V79H76ZM173 80V81H172ZM203 82H202V81ZM223 80V81H222ZM228 80H229V82H228ZM230 80H232V81H230ZM253 80V81H252ZM258 80H260V82L258 81ZM83 81V80H82ZM214 82V83H212V82ZM227 81V82H226ZM253 82L252 84H250L251 82ZM255 81V82H254ZM69 82V83H68ZM83 82H85V81H83ZM147 82V83H148ZM175 82V83H174ZM197 82V83H196ZM202 82V83H201ZM208 82V83H207ZM256 82H258L257 84H256ZM74 83V84H73ZM211 83V84H210ZM230 83V84H229ZM236 83H237V85H236ZM248 83V84H247ZM255 83V84H254ZM263 83V85H261ZM24 84L25 85H30V84H32V80L31 79H29V78H26V79H24ZM64 84V85H63ZM68 84V85H67ZM177 86H176V85ZM198 84V85H197ZM214 84V85H213ZM215 84H219L217 87L215 86ZM220 84H221V87H220ZM236 87V88H234V86ZM260 84V85H259ZM83 85V86H82ZM85 85V86H84ZM98 85V86H97ZM148 85V84H147ZM163 86L164 87V90H168L167 91V93L169 92V94H167L166 93V91L164 92V94H163V88H161V86H157V88L156 89H154L153 87H151V89H150V85L148 86V89H147V91H149L150 93H151V91H152V93L154 92L155 94L153 95L152 93H151V95L152 96H156V94H159V92H160V96L158 95L157 97H159L158 98V100L156 101L155 100V103H154V105H156L155 107H160V106H162L163 107V103H162V101H160V100H164V106H165V104L167 105L168 104V100H169V98H171V95H172V91H171V87H169V86ZM197 85V86H196ZM231 85V86H230ZM241 85V86H240ZM249 85H250V87H249ZM255 85H259L258 87L256 86L255 87ZM71 88H69V87ZM77 86V87H76ZM183 86V87H182ZM214 86L216 87V88H214ZM228 86V87H227ZM253 86V87H252ZM65 87V88H64ZM74 87H76V88H74ZM78 87H83V88H79L78 89ZM159 87L161 88V90L159 89ZM168 87V88H167ZM195 87H197V88H195ZM210 87V88H209ZM232 89H231V88ZM242 89H241V88ZM245 87H247V88H245ZM260 87H261V89H260ZM152 88H153V90H152ZM166 88V89H165ZM170 88V89H169ZM226 88H228V89H226ZM249 88V89H248ZM250 88H252V89H250ZM254 88H256V89H254ZM65 89V90H64ZM74 89V90H73ZM75 89H77V90H75ZM221 89V90H220ZM230 89V90H229ZM235 89V90H234ZM246 89H248V90H250V91H254V92H256V93H254V92H252L253 94H255V95H253L252 93H250L249 91H246ZM254 89V90H253ZM258 89V90H257ZM72 90V92H71V94L69 93L70 91ZM85 90V91H84ZM176 90V91H175ZM177 90H178V92H177ZM182 90V91H181ZM234 90V91H233ZM237 90V91H236ZM241 90V91H240ZM243 90V91H242ZM257 90V91H256ZM260 90V91H259ZM261 90H263V91H261ZM80 91V92H79ZM91 93H90V92ZM92 91H95V95L92 93ZM157 91H159V92H157ZM248 92L247 94L249 95V97H246V93L245 92ZM259 91V92H258ZM0 92H1V94L2 95H5V96H7L9 99H10V103H4V104H0V107H2V108H4V109H6L5 110V113H6V117L5 118H2V117H0V128H2L1 130L5 133V134H10V136H12L13 137V135H15L14 137L15 138H17V140L18 139H20V141H19V144L17 145H15V146H13L14 148L12 149V150H10V151H8V146H6V148H3V150L0 152V157L2 156V154H3V152H6V153H9V152H12L13 150H15V149H18L19 151H21L23 154H26V156H27V158L26 159H24V158H22V157H20V156H16V157H14V158H18L19 160H21V162L24 164V166H25V168H26V173H27V175H28V178H29V182L30 183H34V184H36L37 185V191L38 192H42V191H44L46 188H49L50 190H51V186L49 187V184H48V180L49 179H59V178H66V179H70V178H72V180L73 181H75L74 183H76V185L78 186H81L80 184V181H78V179L77 178H75V176H73L74 175V173L76 172V171H78L79 169H84V168H87V166L89 165V163L87 162V161H89V158L92 156V154L91 153H89L88 154V156H87V158H86V162H85V164L83 163V164H81V165H74V166H70L69 168H64L63 170H61V169H56L54 172H47L46 174H44L43 176H41V177H39V176H37V171H36V168H35V166H34V164H33V162H32V157L35 155V154H37L38 152H44V151H47V150H49V151H51V150H53V149H57V147L58 148H61L62 146H64L65 144V146L67 147V143H66V141H65V143H64V145H62L61 143H63L62 141H61V143H59L60 144V146H59V144H58V146L57 145H55V147H54V145H50V143H48V142H46V141H49V142H51L49 139H56V136H55V138H51L50 136H51V134H52V132H50V131H52L51 129L50 130H48V128H46L45 126H47V125H44V127L46 128V130L47 131H49L48 133L50 134V135H48L47 134V132H46V130L45 129H43L42 127H39V125H36V124H38V123H34V121L33 120H30L31 122H32V124H30V122H28L27 120L29 119V118H33V116H32V114H30L28 111H33V112H35L37 109V106L36 105H31L29 102H27L25 99H23V98H14V96H12L10 93H8L5 89H3V87L1 86V84H0ZM63 92V93H62ZM88 92L90 93L89 95H88ZM97 92V93H96ZM162 92V93H161ZM206 92V93H205ZM225 92V93H224ZM232 92H237V94L236 93H232ZM263 92V93H262ZM73 93V94H72ZM166 93V94H165ZM178 93V94H177ZM181 93V94H180ZM203 93H205V94H203ZM219 95H218V94ZM230 93L232 94V95H230ZM244 93H245V95H244ZM83 94H84V96H83ZM184 94V95H183ZM196 94H197V96H196ZM204 96H203V95ZM234 94V95H233ZM243 96H242V95ZM251 94H252V96H253V99H252V96H251ZM260 94H262V95H260ZM65 95H68V96H65ZM88 95V96H87ZM167 95V96H166ZM176 95H179V98H178V96L176 97ZM187 95V96H186ZM209 95V96H208ZM230 95V97H228ZM235 95H238V96H241L239 99H238V97L237 96H235ZM247 95V96H248ZM87 96V97H86ZM189 96V97H188ZM192 96V97H191ZM220 96L222 97V98H220ZM245 96V97H244ZM256 96V97H255ZM262 96V97H261ZM80 97V98H79ZM86 97V98H85ZM163 97H164V99H163ZM166 97V98H165ZM206 97V98H205ZM208 97V98H207ZM225 97H228V98H225ZM236 97H237V99H236ZM243 97H244V99H243ZM251 97V98H250ZM153 98V97H152ZM161 98V99H160ZM168 98V99H167ZM244 100V102H243V100ZM260 98V99H259ZM42 101H44L45 100V98H40ZM84 99V100H83ZM86 99V100H85ZM167 99V100H166ZM178 99V100H177ZM190 101H189V100ZM213 99V100H212ZM217 99V100H216ZM229 101L230 99V101L228 102L227 100ZM235 99V100H234ZM241 99V100H240ZM256 99V100H255ZM150 100H151V97H150ZM149 100V103H151V101ZM153 101H154V99H152ZM200 100V101H199ZM226 100V101H225ZM237 100V101H236ZM251 100L252 102H250L249 103V101ZM76 101H77V104L78 105H76ZM79 101V102H78ZM86 101V102H85ZM89 101V102H88ZM153 101H152V105H153ZM161 102L160 104H158L157 102ZM213 101V102H212ZM222 101V102H221ZM232 101V103H230ZM236 101V102H235ZM240 101V102H239ZM247 102V104H249V106H246L245 104H246V102ZM253 101H254V104H253ZM49 102H51V103H49ZM239 102V103H238ZM45 103H47V104H53L52 103V101H45ZM148 103V102H147ZM157 103V104H156ZM185 103V104H184ZM200 103V104H199ZM210 103H211V105H210ZM224 103V104H223ZM230 103V104H229ZM242 104V106H241V104ZM243 103H245V104H243ZM259 103H261V105L259 104ZM92 104V105H91ZM183 104V105H182ZM204 104V105H203ZM208 104V105H207ZM216 104H219L218 105V108H217V105ZM221 104V105H220ZM232 104V105H231ZM237 104H239V105H237ZM70 105V106H71ZM80 105V106H79ZM88 105H84V106H86L87 108H89L90 109V106H88ZM152 105H151V107H152ZM181 105H182V108H181ZM186 105V106H185ZM209 105L210 106H214V108L213 109H210L211 107H209ZM222 105L223 106H225V108L224 107H222ZM226 105H227V107H226ZM228 105H229V109L231 108V110H229V111H226L227 109H228ZM243 105H245V106H243ZM250 105H252L251 107H250ZM43 106H44V103H43ZM70 106H69V108H70ZM75 106V107H74ZM179 106V107H178ZM188 106H189V108H188ZM194 106V107H193ZM222 108H221V107ZM239 106V109H236L235 107H238ZM39 107H41V105H39L38 106V109H39ZM45 107V106H44ZM83 107V106H82ZM86 107L84 108V109H86ZM150 107V108H151ZM154 107V108H155ZM158 107V108H159ZM162 107H160V108H162ZM191 107V108H190ZM206 107V108H205ZM233 107V108H232ZM243 107L244 108V110L245 111H243V108L241 109V108ZM53 108V107H52ZM78 108V109H79ZM82 108V109H83ZM92 108V107H91ZM150 108H146L147 110L146 111H148V112H152V111H149V110H152V109H150ZM153 108V107H152ZM153 108V109H154ZM180 108V109H179ZM199 111V113L201 114V116L200 115H198V112H197V110ZM209 108V109H208ZM216 108V109H215ZM224 108V109H223ZM249 108H251V109H249ZM254 108H255V111H254ZM11 109L12 111H14V113H16V114H12V112L11 111H9V110ZM36 109V110H35ZM77 109V110H78ZM79 109V110H80ZM89 109H87V110H89ZM93 109V108H92ZM92 109L90 110V111H92ZM93 109V110H94ZM149 109V110H148ZM206 109V110H205ZM221 109H223V110H225V111H222ZM235 109V110H238V111H233V110ZM241 109V110H240ZM246 109H247V111H248V113H247V111H246ZM259 110L261 113V115H258L259 113H257V112H259V111H257V110ZM7 110L9 111L8 113H10L9 114V116L7 115L8 113H7ZM35 110V111H34ZM40 110V109H39ZM43 110V109H42ZM70 110H71V113H74L75 112V110L74 109H72V108H70ZM70 110H69V112H70ZM76 110V111H77ZM178 110V111H177ZM185 112H184V111ZM191 110H193V111H196V112H191ZM201 110H203V111H201ZM214 111V112H212V111ZM216 110H217V113H216ZM52 111V110H51ZM54 111V110H53ZM53 111H52V114H55V113H57V112H54L53 113ZM73 111V112H72ZM83 111V110H82ZM85 112H86V110H84ZM83 111V112H84ZM90 111H88V114H87V112L86 113H84L82 116H83V118L84 117H86L87 118V121H88V123L89 124H87L85 121H84V119H82V116H81V119L84 121V123H85V125H84V123H82L83 125H84V127H79L80 125H82V124H80L81 123V119L78 117V119L77 120H79L80 121V123H78L79 121H75V125H78V127L77 128H75L74 130H75V133L77 134L78 132H76V131H79V132H81L80 130H83L84 131V133H85V131L88 133V131L87 130H89V129H86L87 127H89V125H91V123H92V125H91V128L92 129H90L89 130V135L90 134H92L91 135V137H90V139H92L93 137H95L94 136V134H93V126H94V123H95V121H93V122H91L92 121V119L91 118H93L92 116H91V112ZM188 111V112H187ZM189 111L191 112V113H189ZM206 111V114L204 113V115L201 113V112H205ZM209 111V113H207ZM232 113H231V112ZM78 112V111H77ZM82 112V113H83ZM94 112H96L97 113V111H92V115H93V113ZM147 112V113H148ZM182 112H184V113H182ZM223 112V113H222ZM235 112V113H234ZM238 112V113H237ZM240 112H243V113H240ZM250 112V113H249ZM253 112H255V113H253ZM32 113V112H31ZM95 113V114H96ZM153 114H154V112H152ZM187 115H186V114ZM193 113V114H192ZM195 113H197V114H195ZM211 113H213L214 114V116H213V114L211 115ZM220 113H221V115L222 116H220ZM224 113H226V114H224ZM229 113V114H228ZM232 115H231V114ZM239 113H240V116L241 117H243V115H246L248 118H249V116L251 117L250 119H254V120H256V121H254L253 120V122H251L252 120H249L248 121V118H246V116H244V118H241V117H239ZM244 113H246V114H244ZM23 114V115H22ZM26 114H29V115H26ZM90 114V115H89ZM152 114V115H153ZM191 114V115H190ZM216 114V115H215ZM223 114H224V116L226 117H229L233 122L232 123H230L231 122V120L229 119V118H225L224 116H223ZM235 114V115H234ZM243 114V115H242ZM248 114H250V115H248ZM254 114H255V116H254ZM257 114V115H256ZM28 117V116H32V117H28V118H26V116ZM84 115H87V116H84ZM90 117H89V116ZM152 115H150V113H149V117L148 118H151V119H149V121L150 120H152ZM171 116H172V114H170ZM185 115V116H184ZM192 115L193 116H195V115H197V117L195 116V117H192ZM229 115V116H228ZM234 115V116H233ZM207 116H208V118L209 117H213L211 120L213 121H210V120H208V118H207ZM216 116V117H215ZM218 116H219V118L220 117H222V118H218ZM230 116H232V117H230ZM237 116L239 117V118H237ZM257 116V117H256ZM260 116H262V117H260ZM192 117V118H191ZM202 120L201 122H202V124L203 125H201V122H200V119ZM207 118L206 120H203L204 118ZM258 117H259V120H258ZM89 118H90V122H89ZM194 118V119H193ZM196 118H198V119H196ZM218 118V119H217ZM256 118V119H255ZM27 119V120H26ZM34 119V118H33ZM35 119H38V118H35ZM185 119H187V120H185ZM189 119H190V121L191 122H188L189 121ZM191 119H193V120H191ZM210 119V118H209ZM215 119H217L219 122H216L215 121ZM224 119H225V121H224ZM226 119H229V120H226ZM236 119V120H235ZM244 119H245V121H244ZM262 119V120H261ZM10 120H13L14 122H12L11 124H9L10 123ZM39 120V119H38ZM165 120V121H166ZM168 120L166 121V123L168 122ZM169 120V121H170ZM195 120V121H194ZM198 120H199V122H198ZM24 121H26V122H28L30 125H32V127L33 126H36L37 128H32V129H30V131L27 129V127H29V126H27V125H29V124H27L26 126H24V124L23 125H19V123L20 124H22V123H25L26 124V122H24ZM153 121V120H152ZM193 121H194V123H193ZM206 121H210V122H212V124H213V126H216V125H218V127L223 123V122H225V124L226 125H228V127L227 126H225V124L223 123L221 126H220V128L222 129V132H220V130L218 129V128H215V130L216 129H218L219 130V134L221 133L222 134V136L225 134V136L224 137H222V136H220L221 138L220 139H222L223 138V142L224 143H219V142H221V140H219V138L216 136V134L215 133H218V130L215 132H213V129L214 128H211L212 130V134L211 133H209V132H211L210 131V127H212L211 125L212 124H210V123H208V122H206ZM227 121H230V122H228V124L226 123ZM238 121V122H237ZM258 121V122H257ZM41 122V121H40ZM171 122V121H170ZM169 122V123H170ZM177 122L179 123V124H177ZM205 123V125H204V123ZM220 122H222L221 124H220ZM238 124H237V123ZM245 122H248L247 124V126H245L246 124H245ZM259 122H262V123H260L259 124ZM35 125H34V124ZM78 123V124H77ZM150 122H147L146 123V125H148V127L150 128V124H149ZM196 123V124H195ZM200 123V124H199ZM236 123V124H235ZM251 123V125H249ZM254 123V124H253ZM256 123V124H255ZM80 124V125H79ZM198 124H199V126H198ZM208 124H210V125H208ZM215 124V125H214ZM220 124V125H219ZM230 124V125H229ZM242 124V125H241ZM245 124V125H244ZM259 124V125H258ZM18 125H19V127H18ZM82 125V126H83ZM87 125V126H86ZM207 125V126H206ZM232 125V126H231ZM235 125V126H234ZM236 125H237V127H239L240 125L243 127L242 129H243V131H240V130H242L241 129V127H239V129H237V127H236ZM253 125H255V126H253ZM20 126H22V128L20 127ZM43 126V125H42ZM85 126H86V128H85ZM196 126V127H195ZM201 126V127H200ZM204 126V127H203ZM209 126V128H206V127H208ZM225 126V128H223ZM230 126H231V129H227V128H230ZM258 126H260L259 128L260 129H258ZM263 126V127H262ZM26 127V129L28 130H25L24 128ZM236 127V128H235ZM245 127L247 128V130H245ZM252 127H253V130H252ZM254 127H257V128H254ZM18 128H19V130H18ZM42 129L41 131H42V133L44 132V130H45V133L47 134H45V133H43V134H45L46 135V137L45 136H43L42 137V133L39 135V133L41 132H39L38 134H37V132H38V130H40V129ZM194 128V129H193ZM195 128H197V129H195ZM233 128H235V129H233ZM77 129H79V130H77ZM201 129V130H200ZM207 129H209V131L207 130ZM225 129V130H224ZM228 130V132L227 133H225V131H227ZM253 131H251V130ZM256 129V130H255ZM261 130L262 129V131H258V130ZM20 130H22V131H20ZM31 130H33L34 132H32ZM91 130H92V133H90L91 132ZM197 130H199V131H197ZM203 130V131H202ZM223 130H224V132H223ZM231 130V131H230ZM235 131L236 130V132H233V131ZM238 130V131H237ZM244 130H245V132H244ZM25 131V133H23ZM28 133H27V132ZM36 131V132H35ZM64 131H65V129H64ZM67 131V130H66ZM197 131V132H196ZM247 131V132H246ZM251 131V132H250ZM256 131H257V133H259V134H262V135H259V134H257L256 133ZM22 132V133H21ZM30 132V133H29ZM32 132V133H31ZM207 132V133H206ZM242 132V133H241ZM244 132V133H243ZM255 132V133H254ZM34 133V134H33ZM83 133V132H82ZM206 133V134H205ZM209 133V134H208ZM230 133H232V134H230ZM235 133V134H234ZM11 134H13V135H11ZM66 134H68L67 132H66ZM182 134V135H181ZM229 134V135H228ZM239 134V135H238ZM245 134V135H244ZM247 134V135H246ZM70 135V134H69ZM69 135H66L67 137L69 136ZM81 135V136H80ZM77 134V136H80V137H82V134ZM89 135H87L88 137H84V138H79V139H83V140H79V141H82V142H80L79 143V141H77L78 142V144H80V146L82 145L81 143H86V144H83V145H87L88 143L90 144V143H92L93 142V139L92 140H90V139H88V142H85V140H86V138H89ZM229 136V137H227V136ZM232 135H234V138L236 139V138H240L241 140H242V138H243V140L241 141L240 139H238V141H237V139L235 140V139H233V136ZM236 135V136H235ZM256 135H259L257 138H261V139H258V142H257V140H255L256 139ZM39 136V137H38ZM47 136H49V138H47ZM86 136V135H85ZM93 136V137H92ZM184 136V137H183ZM206 136H210L209 137V140H208V137L207 138H205ZM216 136V137H215ZM239 136H241V137H239ZM248 136V138H246ZM261 136V137H260ZM19 137V138H18ZM190 137V138H189ZM196 137V138H195ZM202 137V138H201ZM206 139H204V138ZM228 139H227V138ZM232 137V138H231ZM39 138V139H38ZM44 139V141H42L43 139ZM182 138V139H181ZM193 138V141H191V140H188V139H192ZM198 138H199V140H198ZM201 138V139H200ZM216 139L217 141H218V143H219V145H218V143H217V141L215 142V140L214 139ZM230 138L232 139V143H231V145H230V143L229 142H231V140H230ZM255 138V139H254ZM42 139V140H41ZM48 139V140H47ZM68 139H69V137H68ZM224 139H226V142H227V144L229 145H227L226 144V142L224 141ZM89 140H90V142H89ZM95 140V139H94ZM186 140V141H185ZM198 140V141H197ZM200 140H205V144H207L208 146L210 145V142H212V147H211V145L207 148V145L205 146V144H203L202 145V141H200ZM207 140H208V142H207ZM212 140H214V142H215V144H214V142L212 141ZM245 140H249V143L247 144V142L245 141ZM254 140V141H253ZM84 141V142H83ZM87 141V140H86ZM241 141V142H240ZM244 141V142H243ZM251 141L254 143H252L251 145H250V143H251ZM70 142V141H69ZM191 142H193V143H191ZM200 142V143H199ZM256 142V143H255ZM184 145H183V144ZM196 143V144H195ZM217 143V144H216ZM53 144V143H52ZM186 144H188V145H186ZM189 144L191 145L190 146V148H189ZM194 144V145H193ZM198 144H200V146L205 150V147H206V149L207 150H205V153H203L204 151H201V148H200V146L198 145ZM222 144L225 146V145H227V146H225V149L227 148V150H224L223 148H224V146H222ZM236 144H238V145H236ZM240 144V145H239ZM242 144V145H241ZM244 144V145H243ZM249 145V146H247V145ZM82 145V146H83ZM186 145V146H185ZM213 145H218L220 148H218L217 147V149H216V147L215 146H213ZM232 145H233V147H232ZM234 145H236V146H234ZM0 146H3V144L1 145L0 144ZM53 147V149H52V147ZM79 146V145H78ZM94 146H96V145H94ZM199 146V147H198ZM205 146V147H204ZM222 146V147H221ZM242 146V147H241ZM244 146V147H243ZM97 147V146H96ZM212 148L213 149V147H214V149L212 150V152H215V154L214 153H211V154H209L210 152H209V148ZM249 147H251V148H249ZM64 148V147H63ZM63 148H61V149H63ZM196 148V149H195ZM200 150H199V149ZM222 148V149H221ZM230 148V149H229ZM237 148V149H236ZM178 149H177V151H178ZM187 149H185L184 151H186ZM198 149V150H197ZM202 149V150H203ZM234 149V150H233ZM240 149H242V150H244V151H242V150H240ZM58 150H60V149H58ZM95 150H97V148H95ZM210 150V151H211ZM218 152H216V151ZM236 150V151H235ZM257 150V151H256ZM8 151V152H7ZM207 151V152H206ZM221 151V152H220ZM227 151V152H226ZM229 151V152H228ZM232 151V152H231ZM239 151H242V153L241 152H239ZM256 151V152H255ZM52 152V151H51ZM187 152V151H186ZM190 152H187V153H185V155H187V158L185 157V159L186 160H188L189 159V154H191ZM223 152H225V153H223ZM244 152H245V154H244ZM247 152V153H246ZM248 152H249V154H251V156L249 155L248 156ZM254 152H255V154H254ZM93 153V152H92ZM177 153H179V151L177 152ZM189 153V154H188ZM194 154V152H193V154H191V158L192 159H196V157L198 156L197 154ZM231 153V154H230ZM239 153V157L238 156H236L237 154ZM183 153H181V155H182ZM220 154L221 155H223V157L224 158H222V156H220ZM224 154H226L228 157H230L231 159H229L226 155H224ZM233 154L235 155V157H232L233 156ZM240 154L244 157H242L241 156V158H240ZM244 154V155H243ZM252 154H254L255 156H256V159L254 158L253 160L252 159H250V158H253V156H252ZM179 155V154H178ZM184 155V154H183ZM184 155V156H185ZM193 155V156H192ZM195 155H197V156H195ZM211 155H213V156H218L217 158H218V160H217V158H215V157H213V156H211ZM247 155V156H246ZM189 156V157H188ZM195 156V157H194ZM198 156V157H199ZM211 156V157H210ZM254 156V157H255ZM180 157V156H179ZM209 157V158H208ZM221 157V158H220ZM13 158V159H14ZM189 159V160H191L192 161V159ZM233 158H235V159H233ZM238 158V159H237ZM242 159L241 161L243 162H241L240 161V163L238 162V160H240V159ZM257 158H258V161H257ZM182 159H183V163L184 164H189L190 162H189V160L188 161H186V160H184V157H182ZM213 159L214 160H216V161H213ZM220 159V160H219ZM226 159H228L227 161H225ZM250 161V163H249V161ZM231 162H230V161ZM233 160V161H232ZM234 160H235V162H234ZM247 160V161H246ZM251 160H252V162H251ZM256 162H255V161ZM186 161V162H185ZM194 161V160H193ZM213 161V162H212ZM225 162H228L227 164L225 163ZM248 162V163H247ZM254 162V163H253ZM213 163V164H214ZM223 163H225V164H223ZM235 163V164H234ZM237 163H238V167H237ZM209 164V166L211 167V165ZM231 164H233V165H231ZM224 165V166H223ZM236 165V166H235ZM241 167H240V166ZM245 165V166H244ZM252 165V166H251ZM227 166H228V168H227ZM231 166V167H230ZM235 166V167H234ZM6 167H10V168H12V170H13V172H14V169H13V164H12V160H11V165L10 166H6ZM6 167H4V168H6ZM215 167V168H216ZM231 169H230V168ZM232 167H234L235 168V171L237 170V171H240V173H242L241 175H240V178H236V179H239L240 180V183L238 182H236L235 180V178H233L232 177V175L230 176V174H228V173H233V172H235L234 171V168H232ZM212 168V167H211ZM239 168H242L241 170L239 169ZM3 169V168H2ZM1 169V170H2ZM217 169V168H216ZM226 169V171H224V170ZM224 171V175H223V171ZM233 170V171H232ZM244 170H245V172H244ZM215 171V172H216ZM221 171V172H220ZM231 171V172H230ZM242 171V172H241ZM227 173V174H226ZM247 174V175H246ZM225 175H229V177L228 176H225ZM242 175H244V176H242ZM242 176V177H241ZM263 176V177H262ZM226 177V178H225ZM245 179H244V178ZM40 178V179H39ZM228 178V180H226ZM231 178V179H230ZM3 179V176L0 178V180H2ZM247 179V180H246ZM252 179V180H251ZM258 179V180H257ZM261 179V180H260ZM80 180V179H79ZM232 180V182H230ZM238 180V181H239ZM245 180V181H244ZM243 181H244V183H243ZM230 184H228V183ZM247 182V183H246ZM261 182L263 183V184H261ZM232 183H233V185H232ZM249 183V184H248ZM227 184V185H226ZM236 184V185H235ZM231 185H232V187L233 186H235L234 188H230L231 187ZM245 185H246V188H245ZM78 186V187H79ZM237 186V187H236ZM249 186V187H248ZM258 186V187H257ZM262 186V187H261ZM248 187V188H247ZM255 187V188H254ZM236 188H238V189H236ZM251 188V189H250ZM233 189H235V190H233ZM242 189V190H241ZM245 189V190H244ZM248 189V190H247ZM252 190H254L253 192H252ZM257 192V193H256ZM250 193H253V194H250ZM1 193H0V197H1ZM248 197H247V196ZM250 196V197H249ZM254 196V197H253ZM252 197V198H251ZM61 199H59V200H54L53 202H54V205H53V203H51L52 201H50L49 203H48V205L49 204H51V205H53V206H58V204L59 205H61L60 203L62 202V201H64V200H62V201H60ZM210 200V199H209ZM208 199H205V200H202V204L205 202V201H208V202H211V201H213V200H210L209 201ZM235 200V199H234ZM221 201H223V199H219V200H216V203H215V205H217V203L218 202H221ZM48 202V201H47ZM57 204H56V203ZM58 202H60V203H58ZM208 202H206V203H204V205H202L201 206V208H203V210H205L204 212H205V214L202 212L203 210L200 208V210L197 212V216L198 215H200V213H201V215H202V220H205L204 218L206 217V215H211L213 212V210H214V212H216V207H215V209H214V201L213 202H211V203H209L210 204V206H209V204H208ZM205 204H208V205H206V207H205ZM261 204H263V205H261ZM62 205H63V203H62ZM61 205V206H62ZM212 205V206H211ZM55 206V207H56ZM60 206V207H61ZM204 206V207H203ZM222 206H226V211L228 210V207H229V205H227V203L225 202L224 204H222ZM52 206H50L48 209L50 210V208H51ZM55 207H52L51 208V211H49L48 210V212H47V208H45L46 209V212H45V210H43L44 212H45V214L46 213H49L50 212V214L52 213H54V214H56V215H52L53 217L55 216V218H57L58 219V216L59 215H57V214H60V213H65V211L67 210L66 209V207L63 205V207H65V211L64 210H62L63 209V207H61V209L59 208V211L57 210V211H55L54 209H56ZM59 207V206H58ZM208 207V208H207ZM210 207L212 208L213 207V209H212V211L210 210ZM206 208V209H205ZM60 210H62V211H60ZM202 210V211H201ZM232 210H234L233 208H232ZM53 211V212H52ZM55 211V212H54ZM78 211V210H77ZM77 211H76V215H77ZM58 212H60V213H58ZM67 212V211H66ZM217 212H219L218 210H217ZM63 213V214H64ZM50 214H46V216L48 215V217H49V221L47 220L48 218L46 217V220L48 221V222H54V223H56V221L58 222V221H61L60 219H62L61 218V216H63L62 214H60V219H54L53 218V221H50V220H52L50 217L51 216H49ZM203 214H204V216H203ZM74 215H75V213H74ZM78 215H79V213H78ZM212 215H214V213L212 214ZM57 216V217H56ZM64 216H65V214H64ZM215 216V215H214ZM201 218V217H200ZM74 219H76V221L74 220V222H73V220H70L71 221V223H74L75 224V228L77 227L76 225V223L75 222H77V220H78V218H74ZM55 220V221H54ZM68 220V221H69ZM65 220L63 219L62 220V222L63 223H65L64 222ZM69 221V222H70ZM59 223V225H61V224H63V223ZM206 222V221H205ZM53 223V224H54ZM78 223V222H77ZM199 223V222H198ZM201 223H203V224H200L199 223V225H200V227H199V233H200V235L202 234L201 232H202V230H203V233H206L207 235L209 234V233H207V232H204V231H207V227H206V224L204 223V221L202 222L201 221ZM210 224H212V222H209ZM22 225V223H20L18 226H19V228L21 229V226ZM73 225V224H72ZM80 225H82V224H78V227L80 226ZM182 225V224H181ZM181 225H179V230L178 231H180V232H178L177 230L176 231H174V233H172V237H167V238H170L169 240H170V242L172 241V242H174L175 241V246H174V250H172V251H174V252H176L178 255H180L181 257H187V256H185L186 255V253H188L189 252V254H187L188 256L191 254V253H193V251L190 253V250H192V248H193V245L195 246L196 244H197V242L196 241H192L191 242V240H197L198 241V239H192V235H190V237H191V240H190V237H188L189 236V234H191L190 233V231H188L187 229H186V231H185V233L183 234V232H184V230H185V228H183V230H181V228H182V226ZM204 226L203 228H202V230H200L201 229V227L202 226ZM208 225V224H207ZM21 226V227H20ZM213 225H211V226H209L208 225V227H212ZM62 227V228H61ZM185 227V226H184ZM75 228L72 230V232H75ZM79 228H82V226L81 227H79ZM187 228V227H186ZM205 228V229H204ZM62 229V230H61ZM63 229L65 230V231H63ZM67 227H65V224L63 225V226H60V230H58V228L57 229H54V231H53V229H52V232H54L53 233V236L56 238V235H57V237H58V235H59V238H58V244H59V242H62L63 241V239H64V237L65 236H67L66 234H68L67 232ZM213 229V228H212ZM211 229V230H212ZM43 230H45V228L43 229ZM58 231H61V232H63V234H65V235H61L60 236V234H61V232H58V233H60V234H57V232ZM181 231H183L182 233H181ZM188 231V232H187ZM71 232V233H72ZM56 233V234H55ZM71 233H70V235H71ZM186 233H188L187 235H186ZM198 233V234H199ZM181 234H183V235H181ZM81 235H83V234H81ZM187 236L188 238H189V240H190V242H191V244H190V242L188 241V238L187 237H184V238H186L187 240H184V238L182 239V236ZM207 235H205V236H207ZM262 234H260L259 235V237L261 236ZM20 236V235H19ZM64 236V237H63ZM204 235H202V239H203V237H205ZM22 237V236H21ZM70 237V236H69ZM198 237V236H197ZM263 237V236H262ZM262 237H260L261 238V240H262ZM24 237H22V239H23ZM166 238V239H167ZM198 238H201V236L200 237H198ZM259 238V239H260ZM57 239V238H56ZM173 239V240H172ZM202 239H200V241L202 240ZM264 239V238H263ZM18 240H19V242L21 241V243L23 244L25 241H28V240H25V238L23 239L24 240V242H22V240H20V238H18ZM168 240V239H167ZM168 240V241H169ZM261 240L259 241V243H262L261 242ZM183 241V242H182ZM188 241V242H187ZM29 242H31L30 244H32L33 246H34V244H35V242H33L31 239L29 240ZM166 242V240L163 242V243H165ZM171 242V244H170V246L172 245H174L173 243ZM196 242V243H195ZM27 243V242H26ZM34 243V244H33ZM65 243V242H64ZM167 243V244H166ZM165 244L169 247V243L168 242H166ZM181 243H183L182 245H181ZM192 243H195V244H192ZM263 243H264V241H263ZM190 244V245H189ZM198 244H200V242L198 243ZM198 244L194 247V249L193 250H195V252L197 251V248H198ZM192 245V246H191ZM239 245H241V244H239ZM238 245V246H239ZM263 246H264V244H262ZM172 246L170 247L171 249H172ZM238 246H235L236 248L238 247ZM262 246V247H263ZM180 247V248H179ZM183 247V248H182ZM187 247H189L190 249H187ZM197 247V248H196ZM241 247V246H240ZM180 249V250H179ZM182 249V250H181ZM235 249V248H234ZM263 248H261V250H260V253L262 252L263 254H264V249L262 250ZM37 249H35V251H34V253H33V255L32 256H28L26 259H25V262L23 263V264H27V263H29V261L30 260H32L33 259V256L34 255H37V256H39V257H41L42 258V256L41 255H39L38 253H37V251H36ZM57 250H58V247H57ZM56 250V251H57ZM184 250V253L183 252H181V251H183ZM237 250H239V249H236V251ZM240 250H241V248H240ZM55 251V252H56ZM89 251V250H88ZM54 252V253H55ZM245 252V251H244ZM53 253V254H54ZM95 253V252H94ZM53 254H52V256H53ZM184 254V255H183ZM263 254H261L262 255V257H261V255H260V257H259V259L260 260H262V261H259L258 262V264H264V262H263V259H264V255ZM52 256H51V258H52ZM96 256H99L97 253H96ZM229 256H231V255H229ZM86 257V256H85ZM88 258V257H87ZM234 258V257H233ZM232 258V259H233ZM42 260H43V258H42ZM51 260V259H50ZM233 260H235V258L233 259ZM250 259L248 258V257H246V259H245V263L246 264H249L250 263V261H249ZM45 263V262H44ZM240 263H241V261H240ZM227 264V263H226ZM257 264V263H256Z\"/></svg>","mask_w":264,"mask_h":264},{"label":"water","instance_id":"3","mask_svg":"<svg viewBox=\"0 0 264 264\" xmlns=\"http://www.w3.org/2000/svg\"><path fill=\"white\" fill-rule=\"evenodd\" d=\"M16 29H17V22L15 23L12 36L9 38H6L3 40V42H0V81L3 76L2 73V66L7 65H14V59L8 56V50L12 43H16L20 45V41L16 38ZM10 103V99L2 95L0 92V104L4 103ZM20 156L24 159L27 158L26 154H23L18 149L13 150L12 152L6 153L3 152L2 156L0 157V178L2 177L1 169L10 166L11 160L16 157ZM85 239L84 235H77L75 232H72L69 239L63 243L59 242L58 244V250L53 254L52 259L47 264H61L62 262H65L66 264H82L81 261L73 257L72 251L77 247L78 243ZM84 255L86 257H96V253L92 251L85 250ZM36 264H46L42 261V259L38 258V262ZM144 264H165L163 261H152Z\"/></svg>","mask_w":264,"mask_h":264}]
</instances>
